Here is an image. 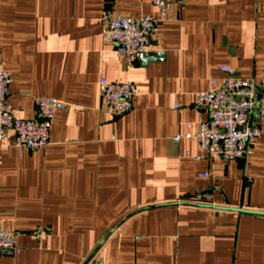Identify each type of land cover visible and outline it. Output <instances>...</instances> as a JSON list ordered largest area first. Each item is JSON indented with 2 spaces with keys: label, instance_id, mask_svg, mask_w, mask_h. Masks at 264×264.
<instances>
[{
  "label": "crops",
  "instance_id": "1",
  "mask_svg": "<svg viewBox=\"0 0 264 264\" xmlns=\"http://www.w3.org/2000/svg\"><path fill=\"white\" fill-rule=\"evenodd\" d=\"M152 1L0 0L14 116L37 119L36 96L67 105L45 149L0 141V225L19 248L0 264H264V120L246 159L194 136L220 65L264 76V0H168L156 59L127 67L105 18L157 16ZM101 78L135 84L131 111H106Z\"/></svg>",
  "mask_w": 264,
  "mask_h": 264
},
{
  "label": "built area",
  "instance_id": "2",
  "mask_svg": "<svg viewBox=\"0 0 264 264\" xmlns=\"http://www.w3.org/2000/svg\"><path fill=\"white\" fill-rule=\"evenodd\" d=\"M152 2L159 10L157 16L108 15L105 18V40L115 46L127 67H131L137 58L148 51L159 24L169 19L170 2ZM218 71L221 77L212 78L209 87L196 94L200 117L194 136L207 157L225 161L246 159L262 134L255 121L264 120V76L255 82L241 77L228 64L220 65ZM10 82V72L0 65V141L12 140L20 149H45L49 145L53 119L67 105L54 97L36 96L34 105L37 119L16 118L8 101ZM99 91L106 111L113 116H122L133 108L136 96L133 82H111L101 78ZM204 112L207 118L202 116ZM190 136L191 133L186 135ZM179 138L180 135H177L174 141L177 142ZM18 251L16 234L5 231L0 225V254Z\"/></svg>",
  "mask_w": 264,
  "mask_h": 264
},
{
  "label": "water",
  "instance_id": "3",
  "mask_svg": "<svg viewBox=\"0 0 264 264\" xmlns=\"http://www.w3.org/2000/svg\"><path fill=\"white\" fill-rule=\"evenodd\" d=\"M146 53H147V52H146ZM146 53H143V54L141 55L142 62H143L144 64L147 63V62H149V61H153V60L156 59V58H155V53H149L148 56H145ZM161 56H162V54H158V58H161Z\"/></svg>",
  "mask_w": 264,
  "mask_h": 264
}]
</instances>
